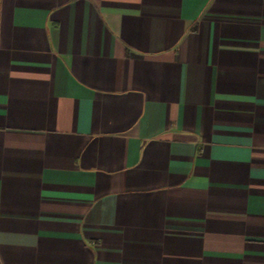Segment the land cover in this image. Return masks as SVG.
Masks as SVG:
<instances>
[{
	"label": "crops",
	"instance_id": "obj_1",
	"mask_svg": "<svg viewBox=\"0 0 264 264\" xmlns=\"http://www.w3.org/2000/svg\"><path fill=\"white\" fill-rule=\"evenodd\" d=\"M0 264H264V0H0Z\"/></svg>",
	"mask_w": 264,
	"mask_h": 264
}]
</instances>
